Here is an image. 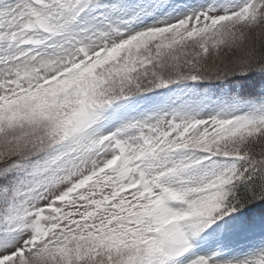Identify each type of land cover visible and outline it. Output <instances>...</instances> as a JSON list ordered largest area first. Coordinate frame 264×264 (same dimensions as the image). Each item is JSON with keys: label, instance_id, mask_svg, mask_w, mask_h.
Masks as SVG:
<instances>
[{"label": "snow or ice", "instance_id": "obj_1", "mask_svg": "<svg viewBox=\"0 0 264 264\" xmlns=\"http://www.w3.org/2000/svg\"><path fill=\"white\" fill-rule=\"evenodd\" d=\"M0 264H264V0H0Z\"/></svg>", "mask_w": 264, "mask_h": 264}]
</instances>
